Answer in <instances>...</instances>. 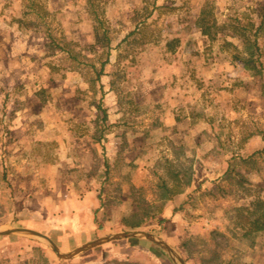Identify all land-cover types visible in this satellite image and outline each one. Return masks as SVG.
<instances>
[{
  "label": "rangeland",
  "instance_id": "1",
  "mask_svg": "<svg viewBox=\"0 0 264 264\" xmlns=\"http://www.w3.org/2000/svg\"><path fill=\"white\" fill-rule=\"evenodd\" d=\"M8 227L264 264V0H0ZM140 241L5 236L0 264H172Z\"/></svg>",
  "mask_w": 264,
  "mask_h": 264
},
{
  "label": "water",
  "instance_id": "2",
  "mask_svg": "<svg viewBox=\"0 0 264 264\" xmlns=\"http://www.w3.org/2000/svg\"><path fill=\"white\" fill-rule=\"evenodd\" d=\"M5 236H25L34 239L47 246L60 260L73 259L91 249H94L98 246L113 241H117L121 239H138V240L147 241L162 248L166 252L172 264H185L181 255L168 242L164 241L163 239L159 238L154 234L142 232V231L118 232L111 234L109 236L100 237L88 243H85L77 248H74L70 252H66V253L60 252L58 246L48 236L30 228H24V227L0 228V237H5Z\"/></svg>",
  "mask_w": 264,
  "mask_h": 264
},
{
  "label": "trees",
  "instance_id": "3",
  "mask_svg": "<svg viewBox=\"0 0 264 264\" xmlns=\"http://www.w3.org/2000/svg\"><path fill=\"white\" fill-rule=\"evenodd\" d=\"M134 227H138V225H136V226H134ZM139 243H141V244L143 245L145 242H143V241H140Z\"/></svg>",
  "mask_w": 264,
  "mask_h": 264
}]
</instances>
